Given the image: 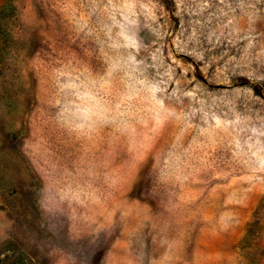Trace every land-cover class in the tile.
<instances>
[{"label": "rangeland", "instance_id": "rangeland-1", "mask_svg": "<svg viewBox=\"0 0 264 264\" xmlns=\"http://www.w3.org/2000/svg\"><path fill=\"white\" fill-rule=\"evenodd\" d=\"M0 264H264V0H0Z\"/></svg>", "mask_w": 264, "mask_h": 264}, {"label": "trees", "instance_id": "trees-1", "mask_svg": "<svg viewBox=\"0 0 264 264\" xmlns=\"http://www.w3.org/2000/svg\"><path fill=\"white\" fill-rule=\"evenodd\" d=\"M255 92H257V93H260V90H259V88H255Z\"/></svg>", "mask_w": 264, "mask_h": 264}]
</instances>
